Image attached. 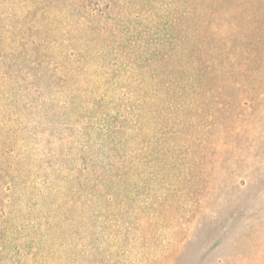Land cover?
<instances>
[{
    "label": "rangeland",
    "instance_id": "1",
    "mask_svg": "<svg viewBox=\"0 0 264 264\" xmlns=\"http://www.w3.org/2000/svg\"><path fill=\"white\" fill-rule=\"evenodd\" d=\"M0 264H264V0H0Z\"/></svg>",
    "mask_w": 264,
    "mask_h": 264
}]
</instances>
